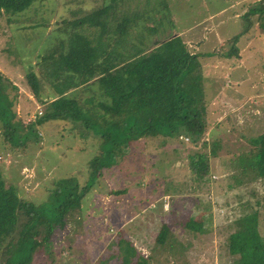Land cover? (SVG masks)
<instances>
[{
	"label": "trees",
	"instance_id": "16d2710c",
	"mask_svg": "<svg viewBox=\"0 0 264 264\" xmlns=\"http://www.w3.org/2000/svg\"><path fill=\"white\" fill-rule=\"evenodd\" d=\"M126 1L103 0L99 9L68 22L72 30L67 31L68 28L57 24L49 33L43 32V38L47 40L51 32L63 38L57 40L59 44L53 46L55 50L51 54L43 59L36 57L39 60L35 65H38L40 76L33 64L26 71L28 91L37 105L43 107V113L35 121L25 123L31 110H25L24 115L17 112L21 96L19 86L0 72V160L3 161H0V264H38L36 256L43 251L52 256L51 264H55V257L60 261L66 259L65 262L71 259L73 256L69 252L72 250L60 246L56 253L55 242L66 231L69 220L77 219L76 212L89 204L88 197L94 196L99 200L104 196L101 189L106 179L114 185L111 189L112 209L107 213L101 209L90 217H112L113 208L125 202L131 190L140 192L142 196L148 187L154 186L152 195L158 199L168 196L172 190L181 192L182 185L188 184L185 181L187 177L191 181V190L197 191L199 184L207 183V178L216 173L213 171L211 174L210 156L199 153L197 147L207 145V134L210 135L211 131L204 86L207 61L212 60L211 66H214L216 59L222 60L228 73L222 75V84L226 81L232 85L236 83L237 68L247 58L245 53L240 54V50L251 39L252 33L259 37L258 29L264 33V0L256 1L250 7V2L242 5L243 16L240 18L248 21L245 30L231 38L229 31L222 32L227 35V40L211 53L192 52L180 32L165 36L171 31H154V36H136L130 30L137 26V15L144 11L138 7L132 9L128 5L130 1ZM55 2L0 0V18L4 17L13 24L21 15L30 14L31 10L39 7L53 15L56 13ZM125 5L129 9H122ZM48 17L45 28L50 22L51 16ZM256 23L258 25L254 28ZM83 25L90 34L84 28V32L77 30L76 27ZM134 43L136 47L129 46ZM244 68L246 70L245 64ZM218 91L220 87L215 90ZM253 106L259 108L262 104L258 102ZM53 121L82 123V133L86 129L87 136L90 131L98 139L97 149L87 159L84 182L79 180L74 170L62 180L54 179L49 183L42 178L41 172H37L38 167L41 171L40 166L35 165L41 182L29 191L24 185L28 180L22 184L19 182L23 177L20 172L24 164L34 162L32 153L37 146L42 148L41 130ZM156 140H160L159 144L154 143ZM141 143L147 150L146 153L140 150L145 157L130 173L135 179L132 182L134 187L122 181L117 186L112 170L121 174L129 158L138 156L134 149ZM169 144H176L179 152L192 150L191 147L197 150L179 169L186 177L179 186L172 182L164 185L166 173L159 165L160 155H165L163 147ZM253 144L254 148L247 152L246 160L237 163L238 175L234 176L237 185L264 179V133L255 138ZM212 146L220 147V140L213 137ZM20 150L29 157L24 163L17 160ZM212 153L217 155L214 149ZM7 157L13 158L9 167ZM37 161L40 162V158ZM163 185L164 189L161 188ZM151 200V197H145L141 203ZM210 219L199 214L191 217L185 227L204 234L207 231L204 222ZM259 223L258 212H251L229 225L233 229L227 239L228 254L233 258L231 264H264V235ZM108 228L112 232L119 230L114 225ZM117 245L121 264H148L156 259L160 262L162 254L177 256L187 249L168 224L162 225L154 241L145 240L148 257L140 255L130 240L123 239Z\"/></svg>",
	"mask_w": 264,
	"mask_h": 264
},
{
	"label": "rangeland",
	"instance_id": "374dc122",
	"mask_svg": "<svg viewBox=\"0 0 264 264\" xmlns=\"http://www.w3.org/2000/svg\"><path fill=\"white\" fill-rule=\"evenodd\" d=\"M237 1L128 0L126 2H129L128 5L132 9L138 7L144 11L143 14L137 15L138 24L136 27L132 26L130 32L136 36L150 34L154 36V31H171L166 32V36L196 25L192 28L193 31L185 33L187 39H193L198 34L204 36L205 32L213 33L216 29L215 33L219 39V45L215 48L217 51L224 44L222 32L229 31L240 35L248 24L246 19L233 18L235 12L243 11L242 5L237 4ZM256 1L248 0L249 7ZM55 4L56 13L53 15L51 11L39 7L31 10L30 14L21 15L13 24L8 23L4 17L0 18V72L19 86L21 96L17 112L24 115L25 110H31L29 118L25 121L27 124L35 121L39 109L35 105V98L28 91L26 71L33 64L36 74L40 76L38 65H35L36 60H39L36 57L43 59L51 54L55 50L52 49L53 46L59 44L57 40L63 38L51 32L47 40L43 38V32L49 33L57 27V24L61 28H68L67 31L72 30L68 22L79 20L93 10L99 9L103 0H56ZM231 4L233 6L227 8ZM127 8L126 5L122 7V9ZM151 9H153L152 12H150ZM222 9H224L223 13L205 19L208 15ZM48 16L51 18L49 25L45 28L48 24L46 21ZM151 16L155 17L152 21H148L151 20ZM242 16L243 14L240 17ZM64 21L67 22L64 23ZM257 25L256 23L254 28ZM76 28L79 32L86 31L85 25ZM258 30L261 33L260 37L257 33H252L250 41L246 46L244 44L243 50H240V54L247 55L245 63L237 68L238 75H243L241 80L233 85L228 81L222 84L220 78L226 74V71L220 59H216L214 66L208 64L205 71L206 75L215 76L213 81L206 80V105L209 112L208 118L210 117L211 120V131L210 135L207 134V145L203 147L200 144L197 147L199 153H207L210 156L211 174L213 171L216 173L207 178V183L199 184L197 191L191 190V181L188 177L182 176L183 172L179 169L189 162L188 157L197 150L191 147L192 150L179 152L176 144L166 145L163 147L165 155H160L162 160L159 159V165L163 166L166 173L164 185L167 186L168 182H172L179 186L186 178L187 186L182 185L181 192L171 189L172 192L168 196H161L159 200L156 199V195H152L154 186L148 187L142 196L139 195L140 192L131 190L126 201L113 208L112 217L106 215L98 218L90 217V214L99 213L101 209L106 213L112 209L111 189L114 185L106 179L105 186L101 189L104 196L99 200L94 196L88 197L89 204L76 212L77 219L69 220L66 231L55 242L56 253L60 250V246H64L72 250L69 253H72L73 257L67 259L69 262H65L66 259L60 261L59 257H55V264H121L122 257L117 244L123 239L132 241L140 255L148 257L149 251L144 242L147 238L148 242L154 241L163 224L170 226L172 233L185 244L187 249L177 256L162 254L160 262L156 259L148 264H231L233 258L228 254L227 239L233 229H230L229 225L240 216L251 212H258L260 229L264 235V179L257 182L248 181L240 185H237V179H234V176L238 175L237 163L246 160L247 152L254 148V139L264 133V33ZM86 33L90 34L88 31ZM163 38L162 36L161 39ZM203 38L190 42L192 46L189 44V48L192 52L202 50H195L194 47H197ZM153 39L156 38L153 37ZM139 45L140 42L137 41V46ZM129 46L136 47L135 43ZM102 60L103 58L100 63ZM244 64L246 70H244ZM213 86L215 90L220 87V91L214 93ZM258 102H263V112L253 106ZM83 129L82 123L53 121L45 124L44 130H41L42 148L37 146L32 153L34 162L31 165L24 164L25 167L20 172L23 177L19 182L22 184L28 180L24 185L27 190L33 191V188L41 182L37 172H41L42 178L50 183L54 179L62 180L74 170L79 180L84 182L88 169L87 159L94 155L98 139L94 138L95 135L90 131L87 136L86 129L82 133ZM213 137L220 140V147L212 146ZM159 142L160 140L154 141L155 144ZM213 149L217 153L216 156H213ZM140 150L146 153L147 148L144 143L136 145L134 151H137L138 156L128 159L129 162L123 165L121 174L112 170L117 178V186H120L122 181L134 187L135 184L132 182H135V179L130 176V173L140 164V159L145 157ZM28 158L21 150L18 152L17 160L20 163H24ZM39 158L40 162L37 161ZM12 160L13 158L7 157L8 167ZM35 165L40 166L41 171L38 167L36 172ZM11 168L15 169V167ZM217 173L223 175L217 176ZM34 181L35 185H33ZM159 183L161 186L162 183ZM164 185L161 188L164 189ZM145 197H151L152 200L142 204L141 200ZM199 214L206 219L211 217L204 222L207 230L204 234L190 231L185 227L191 217H197ZM109 225L117 226L119 230L109 231ZM69 253L66 250V255ZM36 257L38 264H51L53 260L52 256L45 251L40 252Z\"/></svg>",
	"mask_w": 264,
	"mask_h": 264
},
{
	"label": "crops",
	"instance_id": "0c3cea01",
	"mask_svg": "<svg viewBox=\"0 0 264 264\" xmlns=\"http://www.w3.org/2000/svg\"><path fill=\"white\" fill-rule=\"evenodd\" d=\"M247 1L248 0H238L236 3L237 4H241V5H244V4H246L247 3ZM251 2H253V1H255V0H250ZM257 1H259V0H257ZM234 4V3H233ZM233 4H231V5H229L227 8H229V7H232L233 6ZM223 10L224 9H222V10H220L219 12H217V13H213V14H210V15H208L205 19H208V18H210V17H215L216 15H219V14H221V13H223ZM241 11H239V12H235L233 15H234V19L235 20H237V19H239L240 18V16L242 15L241 13H240ZM204 19V20H205ZM202 21V20H201ZM200 21V22H201ZM199 23V22H198ZM196 25H192L190 28H188V29H186V30H181V31H177V32H180L182 35H183V38H184V40L187 42V44H188V47H189V44L191 45V41H194V40H196L197 38H202V37H204L203 38V40H200V42L198 43L199 45L197 46V47H194V49L196 50H199V49H202V50H200V51H194L195 53H203V52H209V53H211V52H213L214 50H215V48L219 45V39L217 38V34L215 33L216 31V29L213 31V33L211 32V33H209V32H205L204 34V36L203 35H200V34H198V35H196L195 36V38H193V39H190V38H186L185 36H186V34L185 33H190L191 31H193L192 30V28L193 27H195ZM219 31V30H218ZM176 32V33H177ZM221 33V32H220ZM228 33H230V35H229V38H231L232 36H233V34H235V33H231V32H228ZM201 34H202V32H201ZM222 34V33H221ZM222 37H223V39H224V41L225 40H227L226 38H227V35L226 34H222ZM250 41V39L248 40V42ZM192 46V45H191ZM246 46V45H245ZM199 47V48H198ZM190 49V48H189ZM245 57H246V54H245ZM208 64H213V61L212 60H208L207 61V65ZM224 69H226V66H225V68ZM228 70H231V68L229 67L228 68ZM223 75H225V74H223ZM214 77L215 76H212V75H206L205 74V81H204V86H205V89H206V85H207V83H206V80H210V81H213L214 80ZM242 77H243V75H236L235 76V79H236V81H239V80H241L242 79ZM221 78H222V76H221ZM221 78H220V80H221ZM220 84H221V82H220ZM220 84H219V86H220ZM212 90H215V86H213L212 87ZM216 93V92H215ZM218 93V92H217ZM30 99H32V98H30ZM263 102H261V104H262ZM36 105H37V103H36ZM37 108L39 109H43V107H41L40 105H37ZM257 108V107H256ZM37 109V110H38ZM259 109H261L262 110V107H259ZM262 112H263V110H262ZM240 121H242V120H240Z\"/></svg>",
	"mask_w": 264,
	"mask_h": 264
},
{
	"label": "built area",
	"instance_id": "2783aa9c",
	"mask_svg": "<svg viewBox=\"0 0 264 264\" xmlns=\"http://www.w3.org/2000/svg\"><path fill=\"white\" fill-rule=\"evenodd\" d=\"M42 113H43L42 110L39 108L38 115H41Z\"/></svg>",
	"mask_w": 264,
	"mask_h": 264
}]
</instances>
